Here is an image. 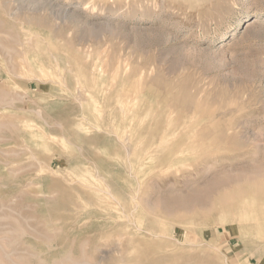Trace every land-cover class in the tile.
<instances>
[{
	"label": "rangeland",
	"instance_id": "374dc122",
	"mask_svg": "<svg viewBox=\"0 0 264 264\" xmlns=\"http://www.w3.org/2000/svg\"><path fill=\"white\" fill-rule=\"evenodd\" d=\"M0 264H264V0H0Z\"/></svg>",
	"mask_w": 264,
	"mask_h": 264
},
{
	"label": "bare ground",
	"instance_id": "6f19581e",
	"mask_svg": "<svg viewBox=\"0 0 264 264\" xmlns=\"http://www.w3.org/2000/svg\"><path fill=\"white\" fill-rule=\"evenodd\" d=\"M16 14H17V13H16ZM13 16H14V14H13ZM255 21H256V20H255ZM38 42H39V41H38ZM35 45L37 46V43H36ZM38 45H39V44H38ZM38 47H39V46H38ZM24 59H25V58H24ZM24 59H23V60H24ZM27 61H28V60H27ZM27 61L24 60L25 63H27ZM31 63H32V62H31ZM23 64H24V63H23ZM22 67H23V66H22ZM25 67H29V66H25ZM23 68H24V67H23ZM29 68H30V67H29ZM27 69H28V68H27ZM23 70H24V69H23ZM26 71H27V70H26ZM29 71H30V70H29ZM22 72H23V71H22ZM41 73H42V72H41ZM23 74H24V73H23ZM45 74H47V73H45ZM94 83H95V82H94ZM5 84H6V83H5ZM133 89H134V88H133ZM128 90H129V89H128ZM120 94H121V92H120ZM126 97H127V95H126ZM123 99H125V98H123ZM123 99H122V100H123ZM119 100H120V99H119ZM123 101L125 102L126 99L123 100ZM117 102H118V101H117ZM83 103H84V102H83ZM96 103L98 104L99 102H96ZM125 103H126V102H125ZM128 103H129V101H128ZM121 105H122V104H121ZM125 105H126V104H124V107H125ZM128 105H129V104H128ZM128 105H127V106H128ZM137 105H138V104H137ZM100 106H101V105H99V107H100ZM97 107H98V106H97ZM102 107H103V106H102ZM129 107H130V106H129ZM130 108H131V107H130ZM136 108H137V107H136ZM149 109H150V108H149ZM149 109H148V110H149ZM98 110H99V109H98ZM128 110H130V109H127L126 111L128 112ZM132 110H133V109H132ZM94 111L96 112V110H94ZM99 111H100V110H99ZM122 112H123V111H122ZM134 112H135V111H134ZM136 112H137V111H136ZM136 112H135V114H136ZM149 112H150V111H149ZM149 112L147 113L148 115H149L150 113H152L153 111L150 112V113H149ZM96 113H97V112H96ZM99 113H101V112H99ZM124 113H125V112H124ZM124 113H123V114H124ZM131 113H133V111H132ZM147 114H146V115H147ZM101 115H103V114H101ZM133 115H134V114H133ZM121 116H122V114H121ZM123 116H124V115H123ZM129 116H130V113H129ZM143 116H144V115H143ZM131 117H132V116H131ZM144 117H145V116H144ZM146 117H147V116H146ZM134 118H135V116H134ZM5 120H6V119H5ZM125 120H126V119H125ZM7 124H8V123H7ZM89 129H90V128H89ZM94 129H97V128H94ZM166 129H167V128H166ZM33 130H34V129H33ZM97 130H98V129H97ZM89 131H90V130H89ZM119 131H120V130H119ZM88 133H89V132H88ZM117 133H118V132H117ZM33 135H34V134H33ZM35 136H36V135H35ZM40 138H42V137L40 136ZM121 138H122V137H121ZM57 140H59V139L57 138ZM37 141H38V140H37ZM53 142H54V141H53ZM55 142H56V141H55ZM62 142H63V141H62ZM59 144H60V143H59ZM39 145H40V144H39ZM43 145H44V144H43ZM36 146L38 147V145H36ZM45 147H46V146H45ZM38 162H39V161H38ZM52 172H53V171H52ZM84 175H85V174H84ZM55 177H56V176H55ZM87 177H88V176H87ZM83 178H84V177H83ZM85 178H86V177H85ZM91 179H92V178H91ZM65 180H66V179H65ZM82 180H83V179H82ZM84 180H87V179H84ZM87 181H89V177H88V180H87ZM81 182H82V181H81ZM84 182H86V181H84ZM92 182H93V181H92ZM74 183H75V182H74ZM85 184H86V183H85ZM85 184H84V185H85ZM89 184H91V183H89ZM84 185H83V186H84ZM91 185H92V184H91ZM91 185H90V186H91ZM88 186H89V185H88ZM94 186H95V185H94ZM97 186H98V185H97ZM99 187H100V186H99ZM88 188H89V187H88ZM90 188H91V187H90ZM95 189H96V188H95ZM98 189H99V188H98ZM98 191H99V190H98ZM98 191H97V193H98ZM100 191L103 192L102 190H100ZM95 193H96V192H95ZM97 193H96V194H97ZM98 195H99V194H98ZM100 195H101V194H100ZM96 197H97V196H96ZM98 197L100 198V196H98ZM134 199H135V198H134ZM51 225H52V224H51ZM52 226H53V225H52ZM53 227H54V226H53ZM1 261H3V260H1ZM150 261H151V260H150ZM4 263H5V262H4Z\"/></svg>",
	"mask_w": 264,
	"mask_h": 264
}]
</instances>
